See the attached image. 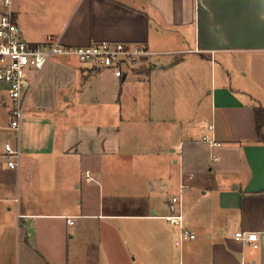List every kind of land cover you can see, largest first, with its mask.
<instances>
[{
  "label": "crops",
  "instance_id": "crops-1",
  "mask_svg": "<svg viewBox=\"0 0 264 264\" xmlns=\"http://www.w3.org/2000/svg\"><path fill=\"white\" fill-rule=\"evenodd\" d=\"M13 10L29 42L155 54L122 77L63 56L37 74L19 170L0 144V264H264V0H14ZM181 183L196 237L178 246L162 216Z\"/></svg>",
  "mask_w": 264,
  "mask_h": 264
},
{
  "label": "built area",
  "instance_id": "built-area-1",
  "mask_svg": "<svg viewBox=\"0 0 264 264\" xmlns=\"http://www.w3.org/2000/svg\"><path fill=\"white\" fill-rule=\"evenodd\" d=\"M13 1L0 0V84L7 95L2 96L3 101L6 102L7 98L11 104L7 128L17 136L15 142H5V158L10 168L19 170L22 158L20 131L26 104L32 95L37 74L52 57H75L94 68L110 69L116 76L122 77L126 75L127 70L151 58L155 52L144 45L108 40L72 46L64 44L60 37L55 35H49L40 42H29L21 36ZM209 128L212 129L213 125ZM201 140L211 145L220 144L207 134L203 135ZM186 187L185 183L180 184L179 192L171 195L168 201L169 212L162 216L175 228V244L178 246L196 237L186 223L183 202ZM68 222H74L72 216H68ZM236 238L258 246L256 232H241L236 234Z\"/></svg>",
  "mask_w": 264,
  "mask_h": 264
},
{
  "label": "rangeland",
  "instance_id": "rangeland-1",
  "mask_svg": "<svg viewBox=\"0 0 264 264\" xmlns=\"http://www.w3.org/2000/svg\"><path fill=\"white\" fill-rule=\"evenodd\" d=\"M1 95H6L2 84H0V98H1ZM10 107H11V104L7 98H6V103H2V101L0 100V125H2V126L7 124V121H9L8 109ZM6 140L12 141L13 138H11L10 136H6L5 133H3L0 130V144L4 145V142ZM120 223H122V222H120Z\"/></svg>",
  "mask_w": 264,
  "mask_h": 264
},
{
  "label": "trees",
  "instance_id": "trees-1",
  "mask_svg": "<svg viewBox=\"0 0 264 264\" xmlns=\"http://www.w3.org/2000/svg\"><path fill=\"white\" fill-rule=\"evenodd\" d=\"M255 115H256L257 132L259 137L263 140L262 131L264 127V108L263 107L256 108Z\"/></svg>",
  "mask_w": 264,
  "mask_h": 264
}]
</instances>
